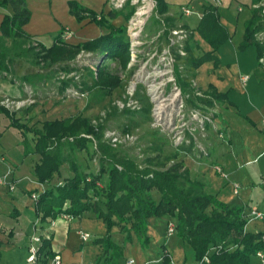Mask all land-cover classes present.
I'll return each mask as SVG.
<instances>
[{
	"label": "trees",
	"instance_id": "obj_1",
	"mask_svg": "<svg viewBox=\"0 0 264 264\" xmlns=\"http://www.w3.org/2000/svg\"><path fill=\"white\" fill-rule=\"evenodd\" d=\"M25 1L0 0L1 5L12 7V12L2 17V35L20 39L30 37L23 30V25L30 15ZM156 1V12H164L167 9L166 1ZM259 2L260 0H253L256 6L251 7L252 15L244 22L243 38L238 43L240 50L254 43L257 56L263 47L254 37L261 27ZM68 3L70 14L77 21L88 16L91 22L95 21L108 31L75 44L64 42L60 31L55 35L51 46L38 42L35 45L37 47L33 46L35 59L48 60L49 65L54 66L53 69L61 67L60 69L66 71L73 68L68 60L84 48L89 51L96 50V54L105 57H117L120 63L125 65L128 58V42L124 24L115 26L110 21L111 18H116L123 8L110 7L103 13L74 0H68ZM216 7V4H206L202 8L200 22L194 29L211 48L203 51L201 55H195L189 48V56L186 58L188 67L196 68L206 60H213V65H217V48L229 39L231 33L220 22ZM127 13L128 11L124 14L128 16ZM97 15L100 18H97ZM12 61L13 56L7 47L0 44V71H10ZM34 77L38 78L39 75L25 73L22 79L33 80ZM178 81L183 87L187 86L180 77ZM100 84L105 88L104 94L119 85L118 79L111 77L103 78ZM211 93L216 100L225 94L220 91ZM205 101L212 103L210 98H205ZM0 114L8 116L10 126L17 127L22 132L24 154L34 152L39 156L32 166L33 174L38 183H46L47 186L37 191L33 207L36 216L44 220L48 216L54 218L60 213L82 217L89 212L105 224L104 232L93 238V242L101 246L104 255L95 258L96 263L114 264L115 261H121L124 258L119 257L124 254V246L128 242H136L140 248L146 247L152 239L150 231L155 226L150 218L164 220L163 225L166 218L172 219L175 222L174 233L180 241L179 244L192 249V259L195 262L205 254L208 261L203 264H253V257L258 251L264 256V213L263 219H259L260 226L248 230L245 206L222 202L215 193L204 191V183L189 176V168L177 155L172 154L163 162H156L155 156H152L146 158L143 164H138L128 152H123L120 147L102 139L101 133L91 126L89 118L81 114L44 119L39 126L24 123L15 110L12 111L4 103H0ZM28 133H31V136ZM93 141H96L95 152L98 153L99 160L97 172L83 168L75 154L77 150H87L88 144ZM64 161L69 163L68 175L60 169ZM167 161L170 163L167 164ZM58 175L61 179L50 182ZM154 188L158 192L157 196L151 193ZM118 226L122 244L112 237ZM42 238V245L37 252L39 258L40 255L44 256L40 258V264H45L55 252L50 249V234ZM159 242L166 248L159 252L161 258L154 264H190L182 257L181 263L177 262L180 260L173 258L171 248L164 238Z\"/></svg>",
	"mask_w": 264,
	"mask_h": 264
},
{
	"label": "crops",
	"instance_id": "obj_2",
	"mask_svg": "<svg viewBox=\"0 0 264 264\" xmlns=\"http://www.w3.org/2000/svg\"><path fill=\"white\" fill-rule=\"evenodd\" d=\"M74 1L90 9L101 10L103 13L109 9L106 0ZM165 1L167 3V9L164 12L171 14L172 17H176L179 20L177 23H184L185 26L193 30V34L188 39L189 43L191 42L190 48L193 49L194 45L198 43L203 49L201 54L203 51L210 49L211 46L205 39H201L198 32L194 29L197 26L196 24L200 22L202 8L208 3L216 4L220 22L226 26L228 32L231 34L229 39L225 40L217 48V65H212V62V67L209 68L215 72V70H218V65L222 63L227 65L235 63L237 67L236 72L232 73V76L228 79L224 78L225 74L217 75L223 81L227 80L224 84L219 85V83L217 84V82L210 79L207 85L204 84V86H201L200 82L196 80L199 67L193 68V75L189 81L192 84H197V86L208 89L206 90L208 93L206 97L212 99V103H206V105L212 109L211 113L213 118L211 120L214 122L215 127L209 128L207 137H202L199 144L191 148H188L187 145H182L179 158H182L183 164L189 168V176L193 179L197 178L204 183V191L215 193L220 198L223 195L228 198L230 196L232 199H225V201L233 205L241 204L245 206L246 211L251 206H256L260 211L264 212V208H261L259 205V201L264 200L258 198L256 195L250 196L247 200L243 199L240 196V191L236 192V194L233 192L230 186L231 184L229 186L226 185L225 187L227 189H225L222 187L224 185L222 183L229 181L225 177L218 176L217 172L212 168V162H217L222 164L227 170L229 168L233 170L235 162L238 163L237 158L239 153H241L242 160L245 164L264 157V147H258L259 137L254 133V129L256 128L258 132L264 133V125L262 123L264 120V67L262 66L261 71H256L255 74L254 67L258 65V56L256 51L257 47L254 43L244 47L243 50L238 49V43L242 41V34H244V22L251 17V7L256 6V4L253 3V0H219L218 3H215V0ZM25 4L30 10V15L28 17L29 20L23 25V30L29 34L30 37L28 40H33L35 43L39 42L49 47L55 35L61 29L64 31L65 28L71 30L73 33L65 41L74 44L81 40L92 39V37L108 31L104 26L98 25L94 21L91 22L86 16L80 21H77L70 14L68 0H26ZM187 4L192 6V11L184 15L180 9L181 6H187ZM11 12V5L6 7L0 4V23L2 17ZM120 17H123L121 12L116 18H111L110 21L115 26H118ZM259 30L260 28L257 32ZM14 39L11 37L8 38L0 32V41L5 40L7 45L13 43ZM225 43L226 45L229 44V49L228 47L227 49L223 48ZM225 50H227L226 52H233L232 59L226 57ZM13 59L20 58L15 54ZM228 69H230V66ZM13 70L12 64L10 65V71H0V101L6 97L12 100L13 97H17L19 95L18 93L21 92V83L16 81V75L15 73L13 74ZM252 72L253 74L251 75ZM245 74H247V80L243 84L239 76ZM20 75L23 76L25 73H21ZM33 86L36 88L37 84L34 82ZM213 91H220L225 94L219 100H216L211 93ZM19 114L20 112H18ZM239 129L249 135L248 138H251V135L254 138L248 141V145L252 147V150L254 149L252 157L248 158L251 154L249 148L246 149L242 146L241 151H237L231 147L234 133ZM6 130L9 131L8 134H6ZM215 130H219L223 136L219 137L216 135ZM22 139L23 134L20 129L14 126L11 127L10 118L4 114H0V175L10 168V178L16 184L15 190L10 189L5 184H0V264H31L28 261V247L31 243L30 237L34 234L41 235L45 233L50 234V249L55 254L61 255L62 264H74L77 261L87 262V260H94L101 256L103 250H101L99 244L93 242L94 236H91L87 241L83 242L78 235L79 230H82L79 221L75 224V227L71 226L69 222L74 216L70 220H67V218L58 214L54 218L51 217L54 220L53 224H49L47 221L50 216L38 221L39 218L36 216L35 211H33L34 200L29 195L32 192H37L38 189L40 191L47 184H41L36 181L32 166L39 159V156L34 152L24 154L25 148ZM263 168L264 161L260 166V170ZM60 169L66 175L70 173L67 166H61ZM59 179H61V176L58 175L57 178L51 179L50 182H57ZM251 184L256 185L252 180ZM260 184L264 187V177L261 179ZM155 219L150 218L152 222H155ZM256 221L258 222L260 220L257 218L251 219V221L247 222L246 228L248 230L255 229L257 226ZM101 232L97 237L102 234ZM115 241L122 244V238L121 240L115 239ZM88 242H92L89 244L90 250L92 251L89 255L85 256V249L88 246ZM168 246L170 247V245ZM129 248L132 249L130 256H134L138 260L139 253H142L138 252L135 244L130 245ZM10 253L14 254L15 258L8 260L7 256ZM123 256H125V250ZM45 264H50L48 259Z\"/></svg>",
	"mask_w": 264,
	"mask_h": 264
},
{
	"label": "rangeland",
	"instance_id": "obj_3",
	"mask_svg": "<svg viewBox=\"0 0 264 264\" xmlns=\"http://www.w3.org/2000/svg\"><path fill=\"white\" fill-rule=\"evenodd\" d=\"M106 1L107 3H109L108 7L110 8L111 0ZM177 1L180 2L181 0ZM136 4L144 5V2H134L131 4L129 0H123V5L119 7L120 9L123 8V11L121 12L123 17H120L119 24H124V28L133 15V10L136 9ZM156 10L157 7L151 12L147 11V21L144 25H142V38L140 39L146 41L145 43L148 42L150 36L154 32H162L161 38H163V36H166L169 32V29L174 28L175 24L179 22V20H177L176 17H172L171 14L165 12L158 13L156 12ZM127 11L129 13H127L128 16L124 14ZM97 18H100V16L97 15ZM180 24L182 26H185L184 23ZM185 28L188 29L189 33L190 27L185 26ZM60 31L61 38L64 42H67L65 40H67L73 34L71 30H68L70 31L69 36L63 38V29H61ZM125 33L127 36L126 28ZM192 34L193 30L191 33H189L188 37ZM188 39H185L186 41H184L187 57L189 56L188 50L191 44V42L189 43ZM5 43V40L0 41V44L5 45L12 56H15V54L18 52L16 55L20 58L13 59L12 64L14 69L13 74L15 73L16 75V81L21 83V92L18 93L19 95L17 97H13L12 99L21 100V102L19 103L20 105H17V102L16 105L15 103H12L9 108L12 111L15 110L16 115H18V112H20L18 116L24 123L28 122V124H35L36 126H39L44 119L51 120L55 117H68L69 115L75 114L85 115L89 118L91 126L95 127V129L101 133V138L106 140V142L108 143H111L110 138L114 134H118L116 136L119 137V139H122L125 132L131 133V138L121 140V142H119L116 147H120V150H122L123 152H128V154L134 157L138 164H143L146 158H151L152 156H155L154 160L156 162L166 161V157L171 156L172 154L177 155V157L179 158L180 151L182 150V145H187L188 148H191L199 144V141L202 137H207V131L209 130V128H214L213 123L207 120L204 121L205 123L203 125V129L202 125H199V122H191L192 125L196 127L195 132H193V137L189 135L188 132L186 133L191 141L188 143L184 142L181 144H177L176 140L171 137V131L169 130V128L164 129V127H162L161 125L153 124V118L150 110L151 104L149 103L148 98L145 96V94H143V92L139 91L136 94L138 100L136 107L132 108L131 106L127 105L121 107L120 105H118L116 101L117 98L123 99L125 102L127 101L125 97L121 98V95H119L122 94L125 81L131 77V71L126 69L127 61L125 65H123L122 63H120L117 57H105L96 54V50L89 51V49L81 48L78 54L74 55L71 59L68 60V62L72 64L73 68L64 71L60 69L61 67L53 69L54 66L49 65L48 60L37 61L33 54V46H37H35L36 43L33 40L30 41L27 38H15L13 40V43L8 44L9 46L7 45V43ZM227 47L228 49L230 48L229 44L226 45L225 43L223 48L227 49ZM202 50L203 49L200 47V45L196 43L193 49H191V52L199 55L201 54ZM226 51L227 50L224 51L226 57L232 59L233 52ZM187 57L184 58L185 64H183L182 66V76L178 75L176 78L178 81V77H180V79L182 81H186L184 83L188 85L186 87H183L180 81H178V85L181 89L180 92L182 93V95H187L183 96L185 101V108H198L202 111L203 114H208L210 119H212V109L210 108V106L206 105V101L204 102V99L207 98L206 96L208 95L206 91L208 89L206 87L202 88L200 86H197V84H192V82L190 83L189 80L193 75V68H189L186 65ZM212 62L213 60H206L204 61V64L200 66L198 65L199 72L197 74L196 80L200 82L201 86H204V84L207 85L210 79L217 82V84L219 83V85H222L227 80L223 81L219 76H217L218 74H225L224 78L228 79L230 76H232V73L236 72L237 67L235 63H231L229 65L222 63L218 65V70H215V72H213L209 68L212 67ZM229 66L230 69H228ZM254 68V72L256 74V71H261L262 66L258 64ZM21 73L35 74L39 75V77H34L33 80H23V76L20 75ZM252 74L253 72L251 73V75ZM110 77L117 78L119 85H116L114 88H112L111 92H108V94H104L103 92L105 88L102 87L100 83L103 78L105 79ZM34 82L37 84L36 88L33 86ZM3 100L5 99L3 98ZM3 100H1L0 103L8 102V100H5L4 102ZM8 130H6V134H8ZM254 130V133H256L259 137L258 143L256 142L258 147H264V133L258 132L257 128ZM217 131L220 132L219 130ZM28 134L31 136V133ZM248 136L249 135L245 134V132L241 129L235 131L231 147L233 148V150L236 149L237 151H241L242 146L246 149L249 148V150H251V154L248 156L249 158L253 156L252 153H254V149L252 150V147L248 145V141L252 139L253 136L251 135V138H248ZM95 149L96 141H93L88 144L87 150L83 149L80 151H75V154L79 163H81V166L83 168H90L93 170V172H97V166L99 163L98 153L95 152ZM237 159L238 163L235 162V167L233 168V170L231 168L227 170L224 167V170L227 174V180L229 182L222 183L224 184L222 187L227 189V187H225L226 185L229 186V184H231L230 186H233V184L237 182V189L238 191H240V196L243 199L247 200L250 196L256 195L258 196V198L264 200V187L260 184L261 179L264 177V168L260 170V166L264 161V157L245 164V162L242 160L241 153H239ZM170 161H167V164L170 163ZM68 165V161H64L61 166L68 167ZM251 180L254 181V184L256 183V185H252ZM151 193H153V195L155 196H157L158 194V192L155 191V188L151 190ZM217 197L222 202L225 201V199H232L230 196L228 198L224 195L221 196V198L219 196ZM225 202L228 203V201ZM259 202L260 207L264 208V201ZM38 218V221H40L39 216ZM51 219L53 218H51L50 216L48 220ZM165 220L166 222L163 225L164 220L158 218L155 219V226H153V229L150 231L152 239L146 247L140 248L136 242H128L124 246L125 256L122 257L121 255L119 259L129 257L132 253V249H130L129 247L130 245L135 244L138 248V252L142 253H139L138 260L135 257L136 260L140 263L150 260V262L154 264L156 263L154 260L157 257H160L159 252L164 251V249L166 248L163 243L159 242L161 238H164L167 245H170L171 251L174 255L173 258L175 260H180L182 257V259L185 258L184 260L186 262H190V264H201L200 259L202 257L198 262H195L192 259L193 253L190 247H182V243L179 244L180 241L174 233L175 222L172 234L168 235L166 233L164 227H166V223H168V221L171 219L166 218ZM78 221L80 223V226L82 227V230L88 231L90 236L97 237L100 231H102L101 233H103L105 230V224L101 220L96 218L94 214H91L89 212H86V215L84 214L82 217L74 216L69 223L72 227H75V224L78 223ZM256 225L260 226V221H258ZM112 237L113 239L115 238L116 240H121L122 235L121 233H119V226L117 227V231H114V234H112ZM90 243L88 242V246L85 249V256L89 255L92 251L89 247ZM101 256H104L103 253L101 254ZM7 257L8 260L15 258L14 254L11 253L10 255L8 254ZM262 257L259 255H255L253 257L252 263L264 264V256L262 255ZM177 262L181 263V260ZM114 264H117L116 261Z\"/></svg>",
	"mask_w": 264,
	"mask_h": 264
},
{
	"label": "built area",
	"instance_id": "obj_4",
	"mask_svg": "<svg viewBox=\"0 0 264 264\" xmlns=\"http://www.w3.org/2000/svg\"><path fill=\"white\" fill-rule=\"evenodd\" d=\"M130 3L134 2H144V5L136 4V9L133 10V15L130 20L125 25L127 32V42H128V60L126 69L131 71V77L125 81V85L123 87V91L121 95L125 97L127 101L125 102L123 99L117 98V103L121 107L124 105L131 106L132 108L137 105V96L136 94L141 91L148 98L149 103L151 104L150 110L153 118V124L161 125L162 127L169 128L171 131V137L176 140L177 144L188 143L191 140L186 135L188 132L189 135L193 137V132H195V126L192 125L191 122H199V125H202V129L204 128V121L214 122L210 119L208 114H203L201 110L198 108H185V101L182 93L180 92V86L178 85L177 76H182V66L184 63V58L187 57V53L185 51L184 41L188 39L189 33L192 32V29L189 28L190 32L188 33V29L185 26H182L180 23H176L174 28H170L167 35L161 38V34L159 32H154L147 43L142 39V25H144L147 21L148 13L151 12L157 7L156 0H129ZM219 0H215V3H218ZM109 4V3H108ZM110 7L115 9L119 8L123 5V0H111ZM261 5V19H259L261 23L260 30L254 34V37L263 44L262 52L258 56L257 63L264 67V0H260L258 3ZM180 11L187 15L192 11V6L187 4V6H181ZM63 38L68 37L70 31L64 30ZM35 45V43H34ZM156 66V67H154ZM247 74L243 76H239L242 83H246ZM140 85V86H139ZM187 96V95H185ZM8 100L7 106H11L12 103L17 102V105L21 100L12 99L10 101L9 97L4 98ZM10 101V102H9ZM157 102L160 103V107H155ZM264 125V120L262 121ZM114 134L111 136V145L117 146L121 140H126L127 138H131L132 134L129 132H125L122 139H119ZM216 135L223 136L221 132L216 131ZM195 137V136H194ZM1 158V157H0ZM212 168L215 172H217L218 176L227 178L226 171L222 164L217 162H212ZM8 168L7 171L0 175V184L7 185L10 189L15 190L16 184L12 182V178H10V171ZM238 183H234L232 187L233 192L236 194L238 192L237 189ZM37 192L30 193L29 197H32L35 200L37 197ZM61 216L70 220L72 217L67 215V213H60ZM245 216L247 217V222L251 221L253 218L263 219V212H261L256 206H251L248 211H246ZM172 220V219H171ZM169 220L166 223L165 231L166 233L172 234L174 230V221ZM53 219L48 220L49 224H53ZM79 237L82 241H87L91 236L88 231L79 230ZM42 236L48 237L49 233L45 234H34L31 235V243L28 247V261L32 264H40L42 255H38L37 249L42 245ZM264 242V237L263 240ZM262 252L258 251L256 255L262 257ZM160 257H157L154 261L157 263ZM263 258V257H262ZM50 264H62L61 255L54 254L53 256L48 258ZM200 263L202 264L205 261H208L207 255L205 254L200 259ZM150 260L143 261L140 263L136 260L134 256L125 257L118 264H151ZM74 264H98L95 260H87V262L77 261ZM153 264V263H152ZM173 264H175L173 262Z\"/></svg>",
	"mask_w": 264,
	"mask_h": 264
},
{
	"label": "bare ground",
	"instance_id": "obj_5",
	"mask_svg": "<svg viewBox=\"0 0 264 264\" xmlns=\"http://www.w3.org/2000/svg\"><path fill=\"white\" fill-rule=\"evenodd\" d=\"M155 107H160V103L159 102H157V104H156V106Z\"/></svg>",
	"mask_w": 264,
	"mask_h": 264
}]
</instances>
